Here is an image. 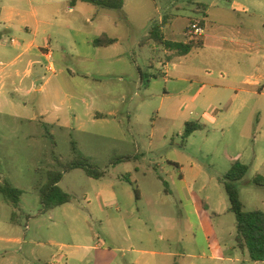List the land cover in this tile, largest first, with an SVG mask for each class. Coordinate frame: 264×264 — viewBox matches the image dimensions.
Returning a JSON list of instances; mask_svg holds the SVG:
<instances>
[{"label": "rangeland", "instance_id": "obj_1", "mask_svg": "<svg viewBox=\"0 0 264 264\" xmlns=\"http://www.w3.org/2000/svg\"><path fill=\"white\" fill-rule=\"evenodd\" d=\"M56 1L54 6L40 8L42 19L48 17L50 23L42 26L38 43L41 47L48 43V49L42 51L51 56L42 57V64L37 65L43 79L29 81L43 88L27 86L32 89L30 94L10 95L25 106L19 114L24 119L12 117L8 106L0 108V185L8 183L24 193L20 208L25 214L17 225H11L14 209L0 194V219L8 229L24 233L28 242L23 255L13 258L8 254L4 264L16 260L48 264L52 253L65 252L62 245L70 243L71 230L79 236L94 233L104 240L125 234L124 224H132V234L139 233L133 219L142 218L154 238L161 235L159 221L165 224L163 232H168L164 220L179 216L182 206L178 199H167L164 182L174 187L170 171L174 170L178 184L182 174L177 167H170L167 159L177 160L188 179H195L192 198L182 197V213L189 218L187 206L197 207L207 237L196 224L200 244L196 257H206L204 252L215 257V261L196 262L256 264L236 246V218L230 212L222 180L232 163L245 164L248 173L237 183L241 201L247 211L264 212V187L254 183L257 176L264 178V97L251 102L260 111L241 109V94L230 91V83L221 76L240 75L241 71L231 68V53L215 49V32L210 28L207 45L183 58L163 50L154 52L145 44L151 25L164 21V35L182 43L201 41L185 37L192 22L199 20L239 28L240 15L232 9L234 0H125L121 11L80 3L73 12L66 0ZM76 29L89 39L106 34L118 42L109 48L85 46V35L77 36ZM27 34L15 32L12 38L20 40ZM49 34L50 42L46 39ZM78 51L88 57L80 58ZM172 57L170 62L195 69L193 84L181 81L178 72L163 75V64ZM139 70L145 75L143 82ZM240 83L238 79V86ZM194 95L196 105L180 106V99ZM94 109H115L118 114L95 119ZM41 112L46 113L48 122L41 118L30 121ZM187 123H197L203 129L184 140ZM73 143L83 157L106 170L107 176L94 180L82 170L65 173L59 186L72 196V202L42 215L38 188L47 182L49 171L60 169L58 161L67 164L73 160ZM119 156L137 159L110 166ZM135 191L142 196L141 202L135 201ZM163 201L167 203L163 205ZM112 260L119 261V256Z\"/></svg>", "mask_w": 264, "mask_h": 264}, {"label": "crops", "instance_id": "obj_2", "mask_svg": "<svg viewBox=\"0 0 264 264\" xmlns=\"http://www.w3.org/2000/svg\"><path fill=\"white\" fill-rule=\"evenodd\" d=\"M55 1L52 4L51 0H0V97H4L0 99V108L4 106L10 107L11 111H13L11 116L14 118L24 119L19 114L22 113V110L24 111L25 106H21L14 97L10 98V95L25 93V91L30 94L32 89H26L27 86L38 90L43 88V86H36L33 81L29 83V81L43 79L37 69V65L42 64V57L49 58L51 56V53L42 51L48 49V43L44 47H41L38 43L42 26H47L50 23L48 17H43L42 19L40 8L42 6H54L57 2ZM69 1L66 0L68 5ZM78 4L75 7L69 5V11L73 12L74 9H77ZM232 9L234 13L240 15L238 16L240 18L239 28H228L219 25L217 22L214 24L208 23L205 19L206 32L201 38L203 48L207 45V40L211 38V30L214 31L215 34H212V36L216 39L215 49L220 52L231 53V68L235 70L239 68L241 71L240 75L235 73L227 76L221 75L222 80L230 83V91H233L236 95L241 94L242 110L258 112L260 111L259 107H254L251 102L254 99L264 97V0H242L240 2L234 0ZM205 16L207 18L208 14ZM209 28L211 29L210 34L208 33L207 35ZM222 30H225V33H221ZM24 31L28 33L25 35L26 37H21L20 40L12 38L13 33H24ZM74 31L79 37L85 35L82 40L85 46L97 48L93 45L95 39H89L88 35L80 29ZM43 33L47 34L46 31H43ZM31 35L32 38L28 39L27 37ZM165 38L169 41L181 42L175 39H168L166 35ZM46 39L50 42L51 35H47ZM193 52L195 50L190 54ZM78 53L80 58L88 57L87 54L83 55L80 51ZM163 67L164 76L172 72H178L181 74V81L190 84H193L196 79L195 69L191 66L185 67L183 63L166 62ZM238 79H241L239 86L237 84ZM118 80L124 82L122 78ZM141 82H143L142 79ZM178 97H181V95H178ZM233 102L228 103L227 107H231ZM186 103L196 105V95L184 100L180 99V106ZM94 111L97 114L96 116L93 114L95 119L100 116L104 117L106 114L109 116L118 114L115 109H94ZM40 118L44 122L49 121L44 112L36 115L30 121L36 122ZM167 162L170 167H177L182 174L178 184L174 170L170 171L169 174L174 187L168 181L164 182L166 186L168 185L166 190L167 199H171V201L178 199L182 206V209L177 213L179 216L164 220L167 225L166 230L169 233L163 232L165 229L163 225L165 224L159 221L157 224L161 225V229H158L161 235L154 238L150 234L148 223L142 218L133 219L139 233L132 234L130 232L132 224H124L125 234L109 236L104 240L100 239L99 235H94V233L90 236H79L76 230H71L73 238H71L70 243L62 245L65 252L62 255L52 253L50 256L51 261L48 264H59V259L61 260L60 264H199L196 260L215 261V257L207 252H204L206 257H196V246L200 245L197 244L199 233L197 232L196 224L202 229L203 237H207L203 230L201 216L197 207L194 204L187 206L189 208L188 214L191 216L189 218L184 217L182 213L185 211L182 197L192 198L195 179L194 177L188 179L185 168L180 167L177 160L171 161L167 159ZM160 169L162 170V168ZM192 170L193 168L191 172ZM162 172L167 173V170L163 169ZM137 193V195L135 193V201L141 202L142 196L138 191ZM100 198L104 203V196L102 195ZM130 199H132L131 195H129ZM166 203L167 201H163V205ZM207 210H210L209 206ZM120 220L124 221V219ZM10 223L11 225H17L13 224L11 219ZM0 226L3 227L0 230L4 229L3 233L5 234L3 236L0 235V264H4L8 259V254L12 255L13 258L14 256L23 255L28 242L24 233L8 229L7 223L2 222L1 219ZM96 239L97 242L94 243ZM191 245L194 247H191ZM114 255L119 256V261H110ZM217 259L224 261L223 257H218ZM15 264H24V260L20 263L16 260Z\"/></svg>", "mask_w": 264, "mask_h": 264}, {"label": "trees", "instance_id": "obj_3", "mask_svg": "<svg viewBox=\"0 0 264 264\" xmlns=\"http://www.w3.org/2000/svg\"><path fill=\"white\" fill-rule=\"evenodd\" d=\"M78 3H85L94 7L110 10L121 11L124 8L125 0H70L69 5L75 7ZM206 17V16H205ZM202 25H205V20H199ZM167 24L166 21L161 24L154 23L151 25L148 38L145 44L151 45L152 50H163L173 53L174 57H184L192 51L203 48L202 40L198 43H182L169 41L165 38L163 27ZM117 40L103 34L93 41V45L97 48L109 47L115 45ZM170 59H166L167 62ZM142 81L145 75L139 70ZM149 82L147 81V84ZM264 88V87H263ZM203 126L197 123H187L185 125L182 137L185 139L192 136L195 132L202 130ZM52 139V135L48 133ZM72 152L74 158L67 164H62L58 161L60 169L49 171L47 174V182L39 186L38 193L41 204L40 213L47 214L58 207L69 204L73 198L59 186L64 174L73 170H82L86 175L94 180H102L107 176L106 170L100 169L95 164L91 163L87 158L83 157L77 149L75 143L72 144ZM137 158L132 156H119L113 159L110 166L116 167L122 163H128ZM249 168L240 161L232 163L229 171L224 175L222 183L230 202V212L236 218V246L242 252H246L253 263H264V212L261 210L247 211L245 205L241 201L240 192L237 183L245 178ZM255 185L264 187V178L257 176L254 181ZM136 195L138 194L135 191ZM0 194L8 201L14 209L11 217L13 224H18L19 217L25 215L21 208L20 202L23 192L12 185L5 183L0 185ZM29 219V217H27Z\"/></svg>", "mask_w": 264, "mask_h": 264}, {"label": "built area", "instance_id": "obj_4", "mask_svg": "<svg viewBox=\"0 0 264 264\" xmlns=\"http://www.w3.org/2000/svg\"><path fill=\"white\" fill-rule=\"evenodd\" d=\"M206 32L205 25L200 22H192L190 28L186 31L185 37L188 41H194L198 38H202ZM50 70L53 71V66H50Z\"/></svg>", "mask_w": 264, "mask_h": 264}]
</instances>
